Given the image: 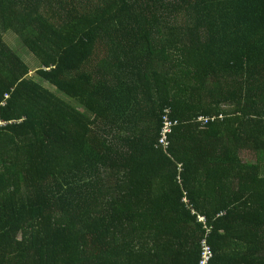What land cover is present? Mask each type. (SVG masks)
Wrapping results in <instances>:
<instances>
[{
    "label": "trees",
    "instance_id": "1",
    "mask_svg": "<svg viewBox=\"0 0 264 264\" xmlns=\"http://www.w3.org/2000/svg\"><path fill=\"white\" fill-rule=\"evenodd\" d=\"M200 216L264 264V0H0V264H199Z\"/></svg>",
    "mask_w": 264,
    "mask_h": 264
},
{
    "label": "built area",
    "instance_id": "2",
    "mask_svg": "<svg viewBox=\"0 0 264 264\" xmlns=\"http://www.w3.org/2000/svg\"><path fill=\"white\" fill-rule=\"evenodd\" d=\"M168 110L165 111L164 115V125L162 127L161 132V138L160 142L166 146V149L169 146V140L167 138L168 134L172 131V126L176 124L177 121H172L168 115ZM199 222L203 223L204 228L206 229V236L201 240L200 247H201V253H200V261L199 264H209L211 259L213 258V250L209 245L208 242V236L210 229H208V226L206 225V219L205 217H199Z\"/></svg>",
    "mask_w": 264,
    "mask_h": 264
},
{
    "label": "rangeland",
    "instance_id": "3",
    "mask_svg": "<svg viewBox=\"0 0 264 264\" xmlns=\"http://www.w3.org/2000/svg\"><path fill=\"white\" fill-rule=\"evenodd\" d=\"M29 56V55H28ZM30 57V56H29ZM50 90L51 91H55V89L54 88H50ZM63 99H66V100H68V101H70V102H72L73 103V101L70 99V98H67V97H65V95H61V94H59ZM244 159L246 160V161H250L251 160V156H249V155H245L244 156Z\"/></svg>",
    "mask_w": 264,
    "mask_h": 264
},
{
    "label": "clouds",
    "instance_id": "4",
    "mask_svg": "<svg viewBox=\"0 0 264 264\" xmlns=\"http://www.w3.org/2000/svg\"><path fill=\"white\" fill-rule=\"evenodd\" d=\"M165 115V114H164ZM162 122H163V125H164V116H163V119H162ZM163 125H162V127H163ZM172 130H173V126H172ZM162 132V131H161ZM168 149V148H167ZM166 149V150H167ZM178 171H179V175L181 176L182 175V164H180L179 166H178ZM181 179V178H180ZM179 179V180H180ZM200 217H202V216H200ZM201 223V222H200ZM201 242V241H200ZM201 248V247H200Z\"/></svg>",
    "mask_w": 264,
    "mask_h": 264
}]
</instances>
